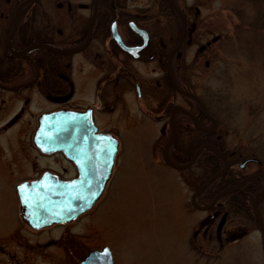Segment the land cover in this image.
I'll return each mask as SVG.
<instances>
[{
    "label": "rangeland",
    "instance_id": "rangeland-1",
    "mask_svg": "<svg viewBox=\"0 0 264 264\" xmlns=\"http://www.w3.org/2000/svg\"><path fill=\"white\" fill-rule=\"evenodd\" d=\"M89 1L76 0L90 6ZM176 1L188 21L178 63L181 83L196 92L215 117L222 144L235 158L233 166L238 167L252 155L264 168V28L255 22L264 0ZM129 5L132 11L138 5L144 6L152 16L148 22L161 27L155 29L154 37L159 31L172 46L175 44L178 18L166 0H129ZM56 46L61 47V41ZM51 54L52 61L61 67L64 54ZM80 57L73 55L75 60ZM152 66L141 65L139 74L146 88L148 80L154 78L157 84L152 87L162 92L163 71H153ZM90 68L82 62L81 70ZM143 100L131 101L129 127L118 126V153L104 193L91 209L65 228L72 234L73 246L79 244L81 257L89 248L106 244L114 264H264L262 232L252 217L240 211H225V215L222 205L210 211L192 205L191 194L205 177V170L198 163L185 169L166 164L161 154L164 141L158 136L169 133L170 127L163 128V123L153 117L154 112L149 113V104L157 103L158 97L145 93ZM172 100L190 103L178 93ZM34 102V120L40 111L61 106L37 94ZM204 121L210 124L207 118ZM245 167L247 172L256 165L247 163ZM221 204H225L223 200ZM259 210L264 217V198ZM209 214L212 218L207 230L203 221ZM13 216L11 192L6 182L0 181V220L13 221ZM23 243L25 248L13 246L18 258L15 264H47L39 260L40 254L31 259Z\"/></svg>",
    "mask_w": 264,
    "mask_h": 264
},
{
    "label": "flooded vegetation",
    "instance_id": "flooded-vegetation-1",
    "mask_svg": "<svg viewBox=\"0 0 264 264\" xmlns=\"http://www.w3.org/2000/svg\"><path fill=\"white\" fill-rule=\"evenodd\" d=\"M89 3L90 6L86 2L76 0H51L46 4L44 0H33L28 5L26 0H0V181L6 182L15 207V216L11 218L13 221L0 220V264L18 263L13 246L21 245L25 248L23 241L28 246L26 248L32 255L31 259L40 254L39 260L46 261L47 264H66L62 261L81 264L91 250L106 245L89 248L82 257L78 249L79 244H75L77 247L73 246L72 234L65 228L77 221L83 213L71 220L52 221L39 226L30 223L21 215L19 186L23 182H32L47 174L53 181L43 183L41 187H56L61 181L66 183L78 179L85 163L89 165L87 169L91 170H96L101 164L97 159L76 163L61 150L41 151L34 142V133L41 113L59 108L89 109L95 132L110 134L120 143L118 126L123 129L129 127L131 101H144L145 93H149L152 97H158L157 103L149 104V113L154 112L153 117L163 123V128L170 127L169 133L158 136L159 140L165 142L172 136V121L177 130V139L190 140L188 136L179 135L176 123V117L179 115L194 122L187 112L195 115L201 126L207 125L204 119L209 116L199 102L178 92L174 87L171 88L170 77L176 80L183 40L180 47L173 51L178 35L173 46L159 31L154 37L155 29H161L160 25L148 22L152 16L145 11L144 6L138 5L132 11L129 0H97L96 13L90 29L94 0ZM87 9L90 10L89 15L86 14ZM19 12L21 15L10 35L12 22ZM187 26L185 23L183 38ZM137 28L144 31L146 39ZM60 41L61 49L83 46L73 52H61L64 54L61 55V67L52 61L54 56L50 49L29 48L34 43L56 46ZM74 54H81V59H73ZM82 62L91 68L81 70ZM150 63L153 64V71H163L165 87L162 92L152 87L157 84L154 78L148 80L146 85L149 87L146 88L145 81L139 74L141 65ZM181 88L184 89L185 86ZM177 93L189 99L190 103L183 105L174 102L172 96ZM35 94L52 104L61 103V106L40 111L34 120ZM163 97L166 98L165 102H162ZM139 104L143 103L140 101ZM175 105L183 106L186 111L178 108L173 111ZM188 121L186 123H189ZM116 155L99 197L110 182ZM227 157L232 163L231 153H227ZM248 163H254L256 167L244 172L246 165L242 168L233 166L236 175L234 184L239 185L236 190L245 196L247 193L256 195L259 191L252 193L251 190L257 183H264L262 162L258 158H252ZM230 184L233 183H225L218 192ZM56 188L61 189V186ZM24 190L31 195L34 192L31 186ZM218 192L213 195L203 192L199 194H202L204 199L202 202L209 203ZM263 198L264 193L261 199ZM260 200L257 203L258 208ZM221 201V198L216 199L206 211L214 207L220 208V205H223ZM250 204L252 206L251 200ZM220 209L217 213H220ZM260 216L264 222L261 213ZM210 218L212 217L209 214L203 221L204 229L208 230ZM254 220L256 221L255 217ZM62 242L64 244L61 247ZM63 249H68L67 253Z\"/></svg>",
    "mask_w": 264,
    "mask_h": 264
},
{
    "label": "water",
    "instance_id": "water-1",
    "mask_svg": "<svg viewBox=\"0 0 264 264\" xmlns=\"http://www.w3.org/2000/svg\"><path fill=\"white\" fill-rule=\"evenodd\" d=\"M26 1H28L29 5L33 0ZM170 2L181 15L179 38L177 45L173 49L174 51L180 47L184 22L178 5L173 0H170ZM96 8L97 0H94V10L90 19V29L95 17ZM21 12L15 16L12 22L9 32L10 35L19 20ZM136 30L142 33L144 39H146L143 30L138 28ZM34 47H43L61 53L73 52L82 48L83 46L75 49H61L47 43H34L29 46V48ZM171 82L178 91L194 97L199 103H201L199 98L194 93L181 89L172 78ZM201 105L204 108L202 103ZM175 108L185 110L180 105L174 106V109ZM189 114L194 118L195 124L199 128L208 130L215 126V119L210 114L208 115L212 120V125L207 128L202 127L193 114ZM95 130L96 128L92 122L89 111L59 109L41 114L39 116L38 127L34 133V142L41 151L51 152L55 150H61L76 163L79 161H90L97 159L98 162L101 161V164L98 165L96 170H91L87 169L89 165L85 163L83 166L84 170L81 171L80 177L78 179L66 183L61 181L59 182L61 185L59 183L56 184V187L61 186V189L56 187H41L43 183H50L53 181L48 178L47 174L42 175L39 179H36L32 182H23L21 186H19V189L21 188V215L25 217L30 223L39 226L42 224H48L52 221L71 220L78 214L89 209L100 195L110 174L113 158L117 151L118 142L117 139L111 137L108 134L95 133ZM173 133L174 136L169 138L162 148L163 158L170 166L174 168L187 167L193 162L198 152L202 148L206 147L214 150L224 161V166L219 171L212 174L205 182L199 185L191 195V202L195 207L206 209L212 204L214 199L219 197L226 190L239 187L238 184L228 186L224 188L219 194H217L208 204H199L196 201L197 193L214 178L223 174L229 167V161L223 152L217 149L214 145L207 143L199 146L187 162L178 164L172 161L168 155L169 146L175 140V127H173ZM245 162L246 160H244L241 165H243ZM27 186H31L32 190L34 191L32 195L24 190V188ZM67 186H70V188ZM24 192L25 194L23 195ZM263 192L255 197H253L251 194H248V196L252 199L254 214L263 231L264 240V224L260 218L257 208V202ZM82 264H113L110 248L108 246H103L101 249H94L90 251L82 260Z\"/></svg>",
    "mask_w": 264,
    "mask_h": 264
},
{
    "label": "trees",
    "instance_id": "trees-1",
    "mask_svg": "<svg viewBox=\"0 0 264 264\" xmlns=\"http://www.w3.org/2000/svg\"><path fill=\"white\" fill-rule=\"evenodd\" d=\"M166 3L168 5L169 1L166 0ZM186 24H188L187 18ZM255 22L257 23V26H260L264 28V7L263 10L259 13L258 17L255 19ZM179 73V71H177ZM177 73L176 81L180 86H184L181 82L182 79L180 78V74ZM171 88L173 86L171 85ZM162 102H165V97L162 98ZM204 114V113H203ZM205 115V114H204ZM189 120L190 126L187 125L186 121ZM176 123H177V129L179 132V135L181 137L190 138L188 141L183 140H176L172 144V151L171 156L172 158L177 162H184L186 161L189 156L192 154V152L202 143H212L217 148H219L221 151H223L225 154H227V150L225 146L222 144V141L220 139L219 127H215L211 130H201L197 128L193 121L189 118H186L185 116H177L176 117ZM180 137V138H181ZM181 142V143H180ZM180 145V146H179ZM180 154H179V153ZM232 162L235 161V158L231 159ZM195 163H198L200 166H202L205 170V177L200 181L203 182L208 176H210L212 173L216 172L223 166L222 159L218 154H216L213 150L209 148L202 149L198 156L196 157ZM261 168L264 170L263 166ZM235 174H234V168L231 166L224 174L220 175L219 177L215 178L208 186L202 190L203 193H210V195L215 194L218 192L225 183H235ZM264 183H257L254 189L251 190L252 193H255L256 191H259L263 188ZM248 190L249 188H245ZM199 201H204L202 194L198 197ZM221 199L224 201L225 204L221 206L222 210L230 211V212H243L246 216L254 217L252 207L250 204V200L246 198V196L242 193H240L238 190H232L229 192H226L221 196ZM226 215V212H225Z\"/></svg>",
    "mask_w": 264,
    "mask_h": 264
},
{
    "label": "bare ground",
    "instance_id": "bare-ground-1",
    "mask_svg": "<svg viewBox=\"0 0 264 264\" xmlns=\"http://www.w3.org/2000/svg\"><path fill=\"white\" fill-rule=\"evenodd\" d=\"M108 135H110V134H108ZM111 137H112V135H110Z\"/></svg>",
    "mask_w": 264,
    "mask_h": 264
}]
</instances>
